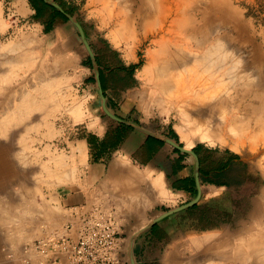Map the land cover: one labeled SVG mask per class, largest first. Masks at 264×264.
<instances>
[{
  "label": "rangeland",
  "instance_id": "1",
  "mask_svg": "<svg viewBox=\"0 0 264 264\" xmlns=\"http://www.w3.org/2000/svg\"><path fill=\"white\" fill-rule=\"evenodd\" d=\"M15 1L0 0V264H51L57 257L68 262L63 254L55 251L42 254L31 246L41 239L77 236L79 217L72 216L62 205L58 193L64 183L57 174L71 168L69 140L87 138L95 154L105 151V146L111 148L110 152L118 149L132 134L131 145L142 141L146 144L149 135L131 125L118 123L104 112L95 66L100 70L101 81L103 77L102 86L105 85L107 105L112 112L120 111L126 116L125 120L143 126L161 138L170 137L193 150L200 146V153L194 150L200 161L203 189L200 201L140 233L134 244L137 264H188L193 239L213 236L235 241L249 233L257 224V213H261L260 207L264 204V141L243 144L233 140L211 143L200 139V134L187 125V117L180 113L182 107L171 102L170 91L161 85L158 76L165 68L161 64L159 46L161 43L172 45L181 35L184 42L190 37L189 34H178L175 26L189 4L192 9L216 2L226 16L214 23L208 32L210 29L216 32L222 25L228 34L229 48L234 53L231 54L234 59L230 58L234 63L230 66L238 72L235 73L238 77L232 72L227 85L244 90V94L239 93V99L249 104L254 93L246 85L264 87V12H258L260 18L249 13V7L255 6L257 0H159L156 18H143L138 14L141 0H53L83 25L95 59H92L78 27L66 14L42 0L39 17L31 0ZM18 7H21L20 11ZM50 26L52 29L47 30ZM48 31H51V50L49 41L42 35ZM190 40L191 43L185 45L196 48V40L191 37ZM147 64L149 72L144 74ZM135 65L138 67L134 68ZM243 67L249 70L248 75L239 80V71ZM48 82L52 83L49 91L52 96L44 98L41 94ZM235 90L232 89V93L235 94ZM108 93L116 100L110 101ZM129 94L134 96L133 105L126 99ZM261 95L264 96V91ZM33 96L38 97L40 105L32 110L25 109L23 103ZM78 107L81 113L84 114L85 107L87 116H100L109 125L104 137L82 129V125L67 127V116H74ZM15 108L22 115L7 120ZM129 111L131 115H128ZM120 137L122 140L118 142ZM161 149L166 150L165 154H180L181 159L165 155L161 162L169 168L173 183L189 186L191 178H195L194 156L165 141ZM140 150L143 160L154 158L150 156L147 144ZM63 157H66V163L57 164ZM183 160L189 162L188 182L179 175L181 170L185 173ZM141 169L143 171V167ZM158 179H161L160 188L156 183ZM75 181L70 178L65 182ZM147 181L143 180L140 190L144 192L125 202V224L120 227V233L126 237L121 264H131L128 244L133 233L198 194L197 183L196 193L187 190L188 193L182 195L172 193L169 187L164 192L162 175L152 178L149 185ZM27 247L30 250L27 251ZM171 253L175 258L170 261ZM211 264L264 262L225 259Z\"/></svg>",
  "mask_w": 264,
  "mask_h": 264
},
{
  "label": "bare ground",
  "instance_id": "2",
  "mask_svg": "<svg viewBox=\"0 0 264 264\" xmlns=\"http://www.w3.org/2000/svg\"><path fill=\"white\" fill-rule=\"evenodd\" d=\"M159 2V0H141L137 8L138 14L143 18H156L159 14ZM190 5L192 4H189L182 12V17L177 19L175 26L178 34H189L196 40L194 41L197 43L196 48H189L185 45L187 42L191 43V40L189 37L184 42L182 35L172 45L160 44L161 64L165 68L164 72L158 76L162 81L161 85L170 91V98L173 100L170 99L171 102L182 107L180 111L183 112L180 113H183L182 116L184 115L185 118L187 117L185 120L187 125L200 134V139L211 143L216 141L226 143L231 140L243 144L246 142L263 143L264 96L261 92L264 91V87L262 84V86L246 85L249 87L247 89L254 93L252 102L245 104L240 100L239 93L244 94V90L240 91L236 87L227 85V79H230L232 72L233 74L237 72L230 66L233 52L229 48L228 34L223 31L222 25L216 29V32L211 29L208 32L214 23L225 18L226 12L216 2H210L202 8L194 6L190 9ZM232 62L234 63V60ZM248 66L250 65L247 64ZM247 67L239 71L241 73L239 80L248 75ZM148 72L149 65L147 64L143 73ZM51 84V82L47 83L41 94L42 97L52 96L50 95L52 92L49 94ZM232 89H236L235 94L232 93ZM164 93L167 94V92ZM37 98L33 96L32 99L26 100L23 103L25 109L32 110L38 107L40 101ZM194 110L197 111L192 113ZM75 113L77 114L78 111ZM20 115L22 112L15 108L6 118L14 120L20 118ZM189 116L193 118L189 119ZM156 183L158 186L162 185L161 181ZM261 206H263L260 207L261 213H257V224L250 228L249 233L235 238V241L213 236L193 239L189 247L192 255L189 257L188 264H211L215 260L225 259H241L242 261L257 259L264 262V204ZM174 255V253L169 255L170 261L175 258Z\"/></svg>",
  "mask_w": 264,
  "mask_h": 264
},
{
  "label": "crops",
  "instance_id": "3",
  "mask_svg": "<svg viewBox=\"0 0 264 264\" xmlns=\"http://www.w3.org/2000/svg\"><path fill=\"white\" fill-rule=\"evenodd\" d=\"M23 1L16 0L15 2L22 3ZM20 9L21 7L17 8L19 11ZM42 35L43 39L49 41L51 50V31L44 32ZM54 46L55 43L53 44V50ZM123 64L129 65L126 62ZM111 72L112 69L109 70V73ZM107 97L110 101L116 100L110 93H108ZM126 99L132 101V105L134 104L135 99L131 94ZM79 107L74 110V112L78 111L77 114L67 116V125H69L67 127L82 125V129L92 132L101 138L104 137L109 131V125L100 116L95 114L87 116L85 107H83L84 114L81 113V108ZM130 112L128 115H131ZM117 114L122 118L126 117L120 111ZM132 137H134V134L118 149L110 152L111 148H107L98 157L93 155L87 138L69 140V146L71 147L69 158L71 164L69 165H71V168H67L64 173H59L57 176L61 179V183H64L58 190L59 198L62 205L71 211L72 216L78 218L80 215L89 213L94 208H100L106 212L118 215L122 221L121 225H124V211L126 212L127 210L125 202L127 200L130 201V197L144 192L140 191L143 188L144 179L148 180L147 185H149L151 179L159 175H162L164 179V192L169 187L172 193L179 192L182 195L188 193L187 190L183 189L182 185H176L170 180L169 168L161 162V158L165 155H170L172 159L174 157L181 159L180 154L176 152H166L167 154H165L166 150L157 148L151 161L143 160L138 150L145 148V141L137 145H131L129 141ZM65 158L63 157L62 160H57V162L55 160V162L59 165H64L66 163ZM182 164H185V173L181 170L179 175L180 178H186L188 182L190 180V177L187 176L190 169L189 162L183 160ZM141 167H143V171ZM145 167L148 169L145 170ZM137 171H140L139 175H136ZM70 178H74L76 181L66 183L65 181ZM157 181H161V179ZM214 186L209 185L211 188L216 187ZM79 212H81L80 215ZM119 238L122 243V250L126 237L119 233Z\"/></svg>",
  "mask_w": 264,
  "mask_h": 264
},
{
  "label": "built area",
  "instance_id": "4",
  "mask_svg": "<svg viewBox=\"0 0 264 264\" xmlns=\"http://www.w3.org/2000/svg\"><path fill=\"white\" fill-rule=\"evenodd\" d=\"M121 223L118 215L94 208L80 215L76 238L41 239L31 248L42 254L55 251L67 257L68 262L57 257L51 264H121Z\"/></svg>",
  "mask_w": 264,
  "mask_h": 264
},
{
  "label": "water",
  "instance_id": "5",
  "mask_svg": "<svg viewBox=\"0 0 264 264\" xmlns=\"http://www.w3.org/2000/svg\"><path fill=\"white\" fill-rule=\"evenodd\" d=\"M44 1L49 3L51 6L56 7L57 9H59L61 12L66 14V16L72 22L75 23V25L79 29V32H80L81 37L83 39V42L85 43V45H86V47H87L92 59H95V54H94V52H93V50L91 48V45H90L89 41L86 38V33H85L83 25L80 22H78L72 15H70L69 13H66L64 8L58 2L53 1V0H44ZM95 73H96V77H97V83H98L99 92H100L101 98H102V106H103L104 112L106 113L107 116H109L111 119L117 121L118 123H125L127 125H131L134 129L142 131V132L146 133L149 136H153V137L162 139L166 143H169L173 147H175L176 149L180 150L181 152L189 153L192 156H194V158H195V163H196L195 178H196V183H197V188H198L197 196L194 199H192L191 201H189V202H187V203H185L183 205L177 206L175 208H172V209L162 213L161 215H159L156 218H154L153 220H151L147 225H145L144 227H142L141 229H139L138 231H136L135 233H133L131 235V237L129 239V244H128L129 245L128 246V249H129L128 253H129L130 263L131 264H137L135 253H134V244H135L137 236L140 233H142V232L146 231L147 229L151 228L153 225L158 223L163 218H165V217H167V216H169L171 214L186 210V209H188L190 207H193L194 205H196L200 201V199L202 197V194H203V189H202V184H201V181H200V161H199V156L193 150V148H187L185 146H182L179 142H177L176 140H174V139H172L170 137L161 138L157 134L149 131L148 129L144 128L143 126H140V125H137V124L132 123L130 121H127L124 118L120 117L118 114L112 112L109 109L108 105H107V98L105 96L104 89H103V86H102L100 70H99V68L97 66H95Z\"/></svg>",
  "mask_w": 264,
  "mask_h": 264
},
{
  "label": "trees",
  "instance_id": "6",
  "mask_svg": "<svg viewBox=\"0 0 264 264\" xmlns=\"http://www.w3.org/2000/svg\"><path fill=\"white\" fill-rule=\"evenodd\" d=\"M31 2H32V4H33V6L35 7V8H37V16H41L42 15V11H41V9H40V7H39V2H42L43 3V1L42 0H31ZM52 9H54L55 11H56V13L57 14H59V15H61L62 17H65L64 15H62L57 9H55V8H52ZM264 12V0H257V4L255 5V6H251V7H249V13L250 14H253L254 16H256V17H259L260 18V15L261 14H258V12ZM70 13H72L73 11L71 10V11H69ZM66 18V17H65ZM48 29H52V26H50V27H48L47 28V30ZM136 67H138L137 65H135L134 66V68H136ZM102 81H103V77H102ZM104 86V88H105V85H103ZM173 133V132H172ZM147 138H146V144H147V146H148V150H149V154H150V156H153V154L155 153V151L157 150V148H161L163 145H164V141L163 140H161V139H157V138H153V137H151V136H146ZM175 137L177 138V135H175ZM121 140H122V137H120V138H118V142H121ZM105 143H106V140H105ZM106 148H110L109 146H105ZM200 146L198 145V146H196V147H194V150L197 152V153H200ZM91 151H92V153H93V155L95 156V157H98V156H101L102 155V153L104 152V151H102V152H97L96 154H95V151H93L92 150V146H91ZM149 161V160H148ZM201 174H202V170H201ZM182 185V184H181ZM183 186V185H182ZM183 189H186V190H188V191H190L191 193H196L197 192V190H196V182H195V178L194 177H192L191 178V180H190V184H189V186H187V187H185V186H183ZM198 206V205H197ZM197 206H195V208L197 207Z\"/></svg>",
  "mask_w": 264,
  "mask_h": 264
}]
</instances>
